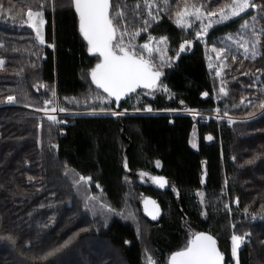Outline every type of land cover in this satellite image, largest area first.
Masks as SVG:
<instances>
[{
	"label": "trees",
	"instance_id": "1",
	"mask_svg": "<svg viewBox=\"0 0 264 264\" xmlns=\"http://www.w3.org/2000/svg\"><path fill=\"white\" fill-rule=\"evenodd\" d=\"M162 1L156 8L149 0H113L117 36L164 72L157 91L140 90L118 106L90 78L101 59L80 33L74 0H0V264H169L203 231L219 240L227 264L234 235L248 239L240 264H264V113L232 126L168 114L78 116L58 125L7 105L12 96L39 109L58 101L69 111L213 110L220 87L206 46L178 26L177 13L226 11L232 0ZM253 4L207 38L211 47L247 25L261 32L258 59L228 56L220 106L238 117L264 105L252 78L261 74L264 83V0ZM28 9L44 13L45 44L26 24ZM151 38L157 52L138 46ZM186 41L193 50L176 61ZM145 196L160 202L159 222L145 216ZM236 197L240 206H229Z\"/></svg>",
	"mask_w": 264,
	"mask_h": 264
},
{
	"label": "snow or ice",
	"instance_id": "2",
	"mask_svg": "<svg viewBox=\"0 0 264 264\" xmlns=\"http://www.w3.org/2000/svg\"><path fill=\"white\" fill-rule=\"evenodd\" d=\"M76 11L79 13L80 31L84 39L88 42L89 52L98 53L102 60L96 65L91 72L92 82L97 88L102 89L109 97H114L119 101L122 96L133 93L137 88L143 87L147 89L153 88L157 79L160 76L159 71H154V65L149 60H145L141 54H138L131 47H125L123 43V34L117 36L120 31L117 24L113 23V18L110 17V0H74ZM250 5V0H232V3L227 5L231 8L233 16L238 15ZM2 7V5H0ZM151 7V5H148ZM184 13L178 12L180 17ZM27 15L29 18L33 16L31 9H28ZM40 15V13H35ZM209 15H216L209 13ZM222 18H227L223 9L220 12ZM123 13H117V17H122ZM179 23V21H178ZM39 35V30H37ZM126 34V33H125ZM201 33H197V38ZM41 43H44L41 37ZM189 43V42H185ZM144 49H148L149 45H142ZM184 45H181L183 51ZM215 51V49H213ZM255 58V54L253 57ZM235 59V57H233ZM3 61H0L2 64ZM206 95V94H205ZM55 96V93H53ZM9 102L14 100V97H7ZM48 103H51L49 101ZM151 111V109H148ZM55 112L56 109L52 108ZM60 111H64L63 108ZM113 115H123V113H113ZM50 120L55 121V116H50ZM211 139V137H209ZM195 147V145H193ZM159 167V162H157ZM84 180V177L80 178ZM90 179V178H88ZM161 187L164 186L162 178H156ZM239 236H233V256L236 255ZM71 240L65 242L61 247H67ZM60 251L59 248L49 252L47 255H54ZM223 256L216 247V241L210 235L204 233L195 234L188 242V245L181 251L174 253L171 256V264H221Z\"/></svg>",
	"mask_w": 264,
	"mask_h": 264
},
{
	"label": "rangeland",
	"instance_id": "3",
	"mask_svg": "<svg viewBox=\"0 0 264 264\" xmlns=\"http://www.w3.org/2000/svg\"><path fill=\"white\" fill-rule=\"evenodd\" d=\"M150 5L152 3H155L156 8L159 7L161 3L164 2L162 0H149ZM254 0H250V5L253 4ZM253 8H256V6H249L244 11L240 12L238 15L233 16L231 14V8L224 10V14L227 16V18H222L220 15V12L215 13L216 15H209L207 11L200 7H190L186 8L182 13H184L182 16H180L178 26L180 28H184L190 35L194 34V38L196 40H199L201 43H203L206 46V56L208 60L209 70L211 72V77L213 79H216L219 83L220 91H215L212 98L214 99L216 106L215 108L208 109L206 111L203 110H196V109H188V110H164V111H145V110H122V111H116V110H91V111H69L64 109V111H60L62 108L58 101H55V105L51 106L50 103L46 104V107L43 109H39L32 106H22L20 104H17L14 98V103L17 104L13 105L15 107L19 108H25L28 111L35 112H45L47 113L46 116L43 114H38V116L44 117L45 119L49 120L50 122L57 123L58 125H67L68 119L72 117H78V116H118L113 115V113H123V115H136V114H168V115H194L203 122L209 123L210 121H216L219 120V123L227 122L229 126H232L234 123L246 121L252 118L259 117L264 113V105L263 109L253 116L248 117H238L232 115L228 110H225L220 106V103L222 102L221 97L219 96H227L226 89L224 87V83L226 82V74L225 70L228 69V56H242L245 59L250 60H256L261 56L260 51V37L259 34L261 32L258 30V28L255 25H247L245 26L239 34L236 35H230L227 36L225 41L219 42L218 45H213L209 47L207 45V38L209 33L211 32L212 28L216 25L228 22L230 20H233L235 18L241 17ZM26 24L30 26L36 33L37 30H39V41H41V37L43 38V41L45 39V28H46V20L44 17V13H40V15H35V12H33V16L31 18L27 17ZM197 33H201L199 38H197ZM45 44V43H42ZM149 45V48L147 49L150 53L157 52L158 49H161L159 46L158 41H156L154 38H151L150 41L147 43ZM144 45V44H143ZM137 46V45H136ZM140 48L142 47V44H138ZM134 48V47H133ZM215 49V51L213 50ZM163 52V51H162ZM142 54V53H141ZM253 54H255V58L253 57ZM4 65V61L0 66ZM253 88L254 89H261L264 93V83H263V76L261 74H255L253 77ZM140 96H147V93H142ZM204 98H209V94L206 93V95H203ZM112 99V98H110ZM139 99V98H138ZM110 102L108 99H104V102ZM251 98H248L247 100L244 99L243 105L248 106L251 104ZM7 105H9L7 100ZM229 107V106H228ZM52 108H55L56 111H51ZM59 110V111H58ZM211 110V111H210ZM49 113V114H48ZM50 116H55L56 120H50ZM209 139V138H208ZM86 181H89V179H86ZM241 199L239 197H236L234 200L228 198V204L232 207H239L240 206ZM248 241L246 237H241V240L238 241V247L236 255L233 256V263L231 264H240L239 262V253L245 243ZM232 248H233V241H232ZM233 254V253H232ZM149 264H155L154 261H151Z\"/></svg>",
	"mask_w": 264,
	"mask_h": 264
},
{
	"label": "water",
	"instance_id": "4",
	"mask_svg": "<svg viewBox=\"0 0 264 264\" xmlns=\"http://www.w3.org/2000/svg\"><path fill=\"white\" fill-rule=\"evenodd\" d=\"M112 5H113V0H110V9H109V14H110V17H111V12H112ZM74 7H75V3H74ZM75 10H76V8H75ZM77 12V11H76ZM77 15H78V17H79V13L77 12ZM79 30H80V24H79ZM80 33H81V31H80ZM81 35L83 36V34L81 33ZM84 38V37H83ZM85 40V39H84ZM86 41V40H85ZM86 43L88 44V42L86 41ZM182 45H184V49H183V51H181V48H180V52H179V54L177 55V57H176V61H179L184 55H186V54H188V53H190L192 50H193V47H194V43L193 42H189V43H184V44H182ZM89 46V45H88ZM187 46H189L190 47V50L188 51L187 50ZM90 47V46H89ZM92 55H94V56H98V57H100L99 56V54L98 53H95V52H90ZM144 58V57H143ZM100 59L102 60V57H100ZM145 59V58H144ZM101 60H100V62H101ZM145 60H147V59H145ZM99 62V63H100ZM96 67V66H95ZM94 67V68H95ZM93 70V69H92ZM92 70H91V72H92ZM154 71H159L160 72V76H159V78L157 79V81H156V83H155V85L153 86V88H151V89H147V88H143V87H140V88H137L136 89V91L135 92H133V93H129V94H127L126 96H122L121 97V99L119 100V101H116L115 100V98L114 97H110V98H112L116 103H117V105L118 106H120L123 102H125L126 100H128V99H130L134 94H136L138 91H140V90H148V91H152V92H155V91H157V89H158V86H159V84H160V82L162 81V79L164 78V72H162L161 70H158V69H153ZM90 78H91V73H90ZM91 80H92V78H91ZM96 86V85H95ZM99 89V88H98ZM100 91H102L103 92V90L102 89H99ZM105 93V92H104ZM107 94V93H106ZM108 95V94H107ZM125 168H126V170H127V172H129V167H128V159L126 158L125 159ZM142 207H143V212H144V214H145V216L147 217V218H149L151 221H153V222H159L160 220H161V218H162V216H163V208H162V206H161V204H160V202L157 200V199H155L154 197H151V196H145L144 198H143V200H142ZM199 233H204V234H206V235H210L211 237H213V239L216 241V247H217V249H218V251L221 253V255L223 256V260H222V262H221V264H226V253L221 249V247H220V243H219V240L214 236V235H212L211 233H209V232H205V231H203V232H199ZM198 234V233H197ZM194 237V236H193ZM192 237V238H193ZM181 250H183V249H181ZM181 250H178V251H181ZM178 251H175V252H173L171 255H170V257H169V264H171V256L174 254V253H176V252H178Z\"/></svg>",
	"mask_w": 264,
	"mask_h": 264
},
{
	"label": "built area",
	"instance_id": "5",
	"mask_svg": "<svg viewBox=\"0 0 264 264\" xmlns=\"http://www.w3.org/2000/svg\"><path fill=\"white\" fill-rule=\"evenodd\" d=\"M203 99H206V98L203 97ZM13 101H14V100H13ZM13 101H12V102H13ZM12 102H9V101H8L9 106L17 105V104H12ZM13 103H14V102H13ZM13 107H15V106H13ZM32 111H33V110H32ZM58 111H59V110H58ZM34 113H35V112H34ZM37 113H38V114H43V115H45V116H46V114H47V113H45V112H40V111H36V114H37ZM48 114H49V113H48ZM218 121H219V120L217 119V122H218ZM61 134L64 135V134H65V131L62 130V131H61Z\"/></svg>",
	"mask_w": 264,
	"mask_h": 264
},
{
	"label": "flooded vegetation",
	"instance_id": "6",
	"mask_svg": "<svg viewBox=\"0 0 264 264\" xmlns=\"http://www.w3.org/2000/svg\"><path fill=\"white\" fill-rule=\"evenodd\" d=\"M227 264V263H226Z\"/></svg>",
	"mask_w": 264,
	"mask_h": 264
}]
</instances>
